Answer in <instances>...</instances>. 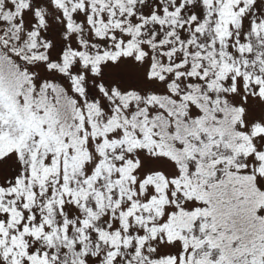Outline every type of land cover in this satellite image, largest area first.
<instances>
[{"label": "snow or ice", "instance_id": "1", "mask_svg": "<svg viewBox=\"0 0 264 264\" xmlns=\"http://www.w3.org/2000/svg\"><path fill=\"white\" fill-rule=\"evenodd\" d=\"M0 264H264V0H0Z\"/></svg>", "mask_w": 264, "mask_h": 264}]
</instances>
